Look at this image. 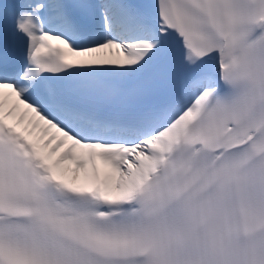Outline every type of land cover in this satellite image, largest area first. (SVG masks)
<instances>
[{
    "label": "snow or ice",
    "instance_id": "obj_1",
    "mask_svg": "<svg viewBox=\"0 0 264 264\" xmlns=\"http://www.w3.org/2000/svg\"><path fill=\"white\" fill-rule=\"evenodd\" d=\"M0 264H264V0H0Z\"/></svg>",
    "mask_w": 264,
    "mask_h": 264
}]
</instances>
